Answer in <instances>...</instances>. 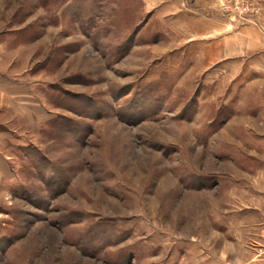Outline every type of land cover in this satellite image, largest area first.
I'll return each mask as SVG.
<instances>
[{"label":"rangeland","instance_id":"374dc122","mask_svg":"<svg viewBox=\"0 0 264 264\" xmlns=\"http://www.w3.org/2000/svg\"><path fill=\"white\" fill-rule=\"evenodd\" d=\"M167 29L0 0V264H264V62Z\"/></svg>","mask_w":264,"mask_h":264},{"label":"crops","instance_id":"0c3cea01","mask_svg":"<svg viewBox=\"0 0 264 264\" xmlns=\"http://www.w3.org/2000/svg\"><path fill=\"white\" fill-rule=\"evenodd\" d=\"M224 0H142L145 14L158 16L174 31L182 44L203 48L212 44L223 47V60L264 62V33L251 25L233 26L219 12ZM263 9L264 0H256ZM167 29V30H168ZM254 190H259L254 185Z\"/></svg>","mask_w":264,"mask_h":264},{"label":"built area","instance_id":"2783aa9c","mask_svg":"<svg viewBox=\"0 0 264 264\" xmlns=\"http://www.w3.org/2000/svg\"><path fill=\"white\" fill-rule=\"evenodd\" d=\"M250 0H227L220 9L222 15L231 22H249V15L253 10Z\"/></svg>","mask_w":264,"mask_h":264}]
</instances>
